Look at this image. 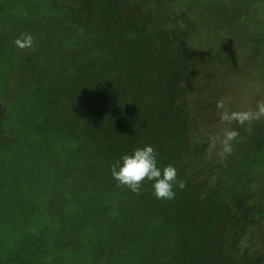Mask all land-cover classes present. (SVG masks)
<instances>
[{
  "label": "trees",
  "instance_id": "trees-1",
  "mask_svg": "<svg viewBox=\"0 0 264 264\" xmlns=\"http://www.w3.org/2000/svg\"><path fill=\"white\" fill-rule=\"evenodd\" d=\"M237 38L255 90L264 0H0V264H264L239 245L264 219V118L207 155L223 99L208 62L234 57L205 54ZM144 145L185 181L174 199L112 177Z\"/></svg>",
  "mask_w": 264,
  "mask_h": 264
},
{
  "label": "clouds",
  "instance_id": "clouds-1",
  "mask_svg": "<svg viewBox=\"0 0 264 264\" xmlns=\"http://www.w3.org/2000/svg\"><path fill=\"white\" fill-rule=\"evenodd\" d=\"M21 49L32 47L34 37L29 33H21L14 41ZM220 109L219 118L222 122L231 125L233 122L243 126L253 120L264 118V100L257 102L255 108L247 110L231 111L224 100L216 102ZM239 133L234 128H225L222 134H214L209 137V149L207 155L211 157L216 150L221 162L233 152V142L237 141ZM219 145V148H217ZM157 153L150 145H144L133 150L131 154L123 155L110 168V172L118 186L127 187L133 193L140 195L141 187L145 181L152 182L153 194L157 199L171 200L175 198L174 186L181 190L186 183L177 179V169L168 164L163 168L158 166Z\"/></svg>",
  "mask_w": 264,
  "mask_h": 264
},
{
  "label": "rangeland",
  "instance_id": "rangeland-1",
  "mask_svg": "<svg viewBox=\"0 0 264 264\" xmlns=\"http://www.w3.org/2000/svg\"><path fill=\"white\" fill-rule=\"evenodd\" d=\"M189 3V2H188ZM202 39V50L206 49V47H210L207 43H205L203 40L205 39V36ZM226 44V43H225ZM194 45L198 48L199 43H194ZM216 44L211 49H208L206 52V56L215 55L216 57L221 58H228L226 53L229 54V56H233L234 58L232 60V64L228 63L225 65V68L221 67L218 61H212L211 59L208 62V70L211 68L212 72H221V74L218 76L219 81V87L221 88V93L223 95V99L225 101L226 106L231 111H239V110H247L248 108H255L257 102L264 100V84H261V79L258 84V88L255 90H249L251 86H255L257 79L253 77L249 70L252 67H255L256 61L252 57L254 53L251 51L250 44L248 41H245L243 39L242 41L237 38V43L229 41L228 44ZM243 46H245V49H242ZM245 53L246 55H238L236 54L237 51H241ZM204 61L207 62L206 58L204 57ZM239 61V62H238ZM244 62V63H243ZM258 62V61H257ZM247 63V66L245 65ZM259 63V62H258ZM204 67V66H203ZM198 76V82L203 84L204 78H202V75L199 71H197ZM208 80V79H207ZM195 82V81H194ZM206 82V81H204ZM205 84V83H204ZM195 84L188 86V91H191L196 87ZM194 94L191 92L188 93V98H192ZM253 95L260 96V99H252ZM244 97V99L242 98ZM246 97V99H245ZM248 99V100H247ZM236 101L237 105L234 104ZM216 123L214 128V134L220 135L222 134V131L225 128H229L230 125L222 122L219 118V113L216 114ZM217 148H219V145H217ZM213 155L216 154V150L212 151ZM211 171L213 173H218V169L215 167V161L210 162ZM239 245L241 248H245L246 246L261 249L264 245V219H262L257 225H249L245 234L241 237Z\"/></svg>",
  "mask_w": 264,
  "mask_h": 264
}]
</instances>
